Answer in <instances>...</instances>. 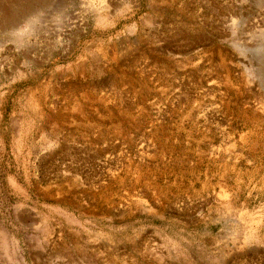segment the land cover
Returning <instances> with one entry per match:
<instances>
[{
  "label": "rangeland",
  "instance_id": "obj_1",
  "mask_svg": "<svg viewBox=\"0 0 264 264\" xmlns=\"http://www.w3.org/2000/svg\"><path fill=\"white\" fill-rule=\"evenodd\" d=\"M0 264H264V0H0Z\"/></svg>",
  "mask_w": 264,
  "mask_h": 264
}]
</instances>
